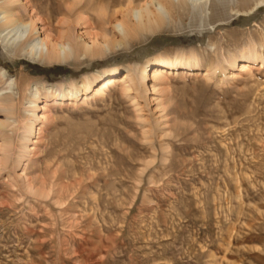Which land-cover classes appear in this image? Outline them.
Wrapping results in <instances>:
<instances>
[{"label": "rangeland", "instance_id": "obj_1", "mask_svg": "<svg viewBox=\"0 0 264 264\" xmlns=\"http://www.w3.org/2000/svg\"><path fill=\"white\" fill-rule=\"evenodd\" d=\"M143 1L28 0L38 27L110 47L113 22ZM203 2L96 58L37 61L0 43L23 91L11 115L0 108V264H264V68L227 78L252 51L264 59V0ZM161 59L202 75L154 93L127 80L82 105L58 96ZM34 87L46 120L28 106Z\"/></svg>", "mask_w": 264, "mask_h": 264}, {"label": "bare ground", "instance_id": "obj_2", "mask_svg": "<svg viewBox=\"0 0 264 264\" xmlns=\"http://www.w3.org/2000/svg\"><path fill=\"white\" fill-rule=\"evenodd\" d=\"M176 1L177 3L174 4L173 0H144L131 11L129 21L124 19L121 21H114L112 28L114 40L112 41L113 47L111 46V48V44L107 41L105 34L99 37L100 40H98L96 37H89L86 33H81L78 37L77 35L73 36V33L69 32V30L62 31V29L61 31H57V34L53 35L42 26L38 27V18L29 6L28 0H0V43L4 49H10L15 55L22 53L25 57L37 61L64 62L69 59H76L77 57L85 59L87 56L96 58L109 54L111 49L123 47L125 41L131 36H136L139 31L153 33L157 29L162 28L165 19L170 17L176 6L182 5V7L184 6L187 8L189 6L196 7L203 1V5L207 4L206 0ZM262 2L263 0H260V2L255 4V7ZM20 9L29 10L30 13L27 20H24L19 13ZM192 59L194 60V58ZM231 67L232 71L227 73V78H235L240 74L250 73L255 68H264V59H261L260 56L258 57V55L252 51L249 59L241 63H233ZM127 68L128 69H125L119 74H97V77L94 79V81L99 79L96 86L92 87L90 83L85 84L81 82L78 88L75 85H71L70 89H67L64 93L60 91L58 96L61 99L65 98L73 103L80 99L82 105L89 100H93L97 96L103 95L109 89L119 86L124 87L127 80H129L130 85L135 89L140 86L144 92L146 91L147 93L152 90V93H154V91L159 90L161 86L168 85L169 75H175L179 78L202 75L199 69H191L189 66L178 72L174 64L164 59H161L157 63H148L141 68L137 67V69L134 66ZM206 72L203 74V77L206 75L208 76ZM0 79L1 82L7 85L4 91H0V108L2 109L1 105H3L6 113L11 115L17 105L18 98H22L23 91L18 87L15 78L7 76L3 69H0ZM129 87L126 89L127 91L131 90ZM87 89L92 91V95H87L85 93ZM51 90L52 89L47 88L46 92H50ZM37 100L38 89L34 87L32 89V98L28 102V106L33 110L40 111L39 115L34 113V116L39 121L46 120L47 103L42 101L38 104ZM56 102L58 101H53L51 105H55ZM6 122H8V118L5 120V125L7 124ZM0 126L3 127L2 122H0ZM40 130L41 127L28 126L26 132L39 136ZM33 143H36V141Z\"/></svg>", "mask_w": 264, "mask_h": 264}]
</instances>
